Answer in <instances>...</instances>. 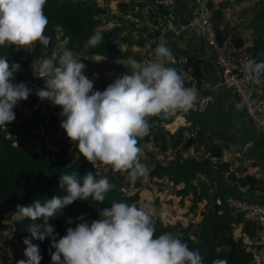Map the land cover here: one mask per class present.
<instances>
[{
    "label": "clouds",
    "instance_id": "9594fccd",
    "mask_svg": "<svg viewBox=\"0 0 264 264\" xmlns=\"http://www.w3.org/2000/svg\"><path fill=\"white\" fill-rule=\"evenodd\" d=\"M47 0H0V46L25 49L39 42L47 47L52 37L45 34L48 18L44 14ZM103 40L95 32L84 43V49L95 48ZM70 37L56 43L50 58L31 65L34 75L43 79L44 87L35 95L42 101L59 106L60 128L77 152L88 163L110 166L115 172L127 173L131 182L148 174L141 163L139 138L149 133V117L173 116L192 109L198 90L186 87L184 77L176 69L166 66L171 50L165 43L154 49V58L139 62L127 60V71L108 84L103 91L94 90V79L85 75L82 58L69 49ZM18 63H10L0 56V126L15 120L13 108L26 101L33 89L23 82L13 83ZM243 71L256 84L264 75V62L248 59ZM59 188L65 195L34 200L28 205H17V220L31 221L28 231L32 239H51L52 264H203L198 251L190 249L178 236L165 232L155 236V227L145 204L113 202L103 208L99 218L89 222L80 215L75 228L56 239L49 221L62 209L78 200L103 202L113 185L107 177L99 179L93 172L80 177L76 172L58 177ZM40 221V223H37ZM71 223V220H69ZM26 259L16 264H40L39 247L27 237L23 240ZM211 264H228L226 259H214Z\"/></svg>",
    "mask_w": 264,
    "mask_h": 264
},
{
    "label": "trees",
    "instance_id": "16d2710c",
    "mask_svg": "<svg viewBox=\"0 0 264 264\" xmlns=\"http://www.w3.org/2000/svg\"><path fill=\"white\" fill-rule=\"evenodd\" d=\"M110 1L115 0H102V3L97 0H47L44 6V14L48 18L45 34L52 37L47 47L41 46L39 42L26 51L16 49L14 46H0V56H6L10 63L20 65V70L14 74L13 83L27 78L30 73L27 65L29 62L50 58L56 43L64 37H70L67 47L73 50L78 58L101 57L107 67L120 69L119 71L127 70L129 57L143 62L141 59L143 51L148 49L154 53L157 47L154 41L156 33L149 32L146 27L140 28L130 20V16L135 13V7L129 3L117 1L115 3L116 13L109 16L104 13L103 8ZM155 6L156 12L151 11L148 16L149 23L152 25H155L158 19L165 14L164 8ZM209 7L216 35L222 39L227 35L222 36L216 29L222 20L221 5L213 7L210 0ZM247 24L251 44L245 50L250 58H255L257 62H264V0H259L252 7ZM95 32L102 33V42L95 48L89 47L85 50L84 43ZM150 41L152 44L145 49V45ZM166 66L172 67L167 63ZM174 69L184 77V83H186L184 73H180L177 68ZM91 79L95 81L94 90L103 91L111 83L101 76ZM262 95H264V75L261 76V83L255 84L254 87V96L261 97ZM60 112L61 108L58 117H60ZM175 115L169 116L168 121L170 122ZM163 117V115L152 116L148 118V121ZM178 121L174 120L169 125L174 127L179 123ZM192 129L185 125H178L172 131L167 127H153L146 136L139 138L138 143L142 149L141 163L149 170L145 175L146 178L149 181L164 179L171 187L181 185L175 193L181 196L180 203L186 194L191 195L189 206L191 211L197 209V202L201 200L200 196L206 190L207 178L223 174L228 170V164L220 159L222 148L216 143L205 150L198 159L183 155L190 147L197 150L195 146L197 135L192 134ZM14 141L15 139L4 135L0 126V207H2L0 218H10L12 214L16 215L17 205H28L36 199L43 201L53 196L65 195V192L59 188L58 177L73 172L80 177L86 172H93L97 179L107 177L113 187L106 193V199L103 202H95L91 197L87 201L78 200L62 209L61 214L51 219L49 223L54 228L57 240L66 234L67 228H75L77 223L84 221L90 223L98 219L101 209L111 207L113 202L136 204L139 199L141 177L133 183L135 188L133 192H125L122 189L123 177L120 172H115L110 166H106L109 170L98 173L80 156L72 142L59 141V144L74 145L73 157H68L65 150L59 156L52 157L22 149L14 145ZM148 144L152 145L151 149L146 147ZM238 183L254 186L255 179L246 175L239 179ZM196 187H198L197 190ZM203 208L202 218L195 224L193 231L190 232L179 225H161L154 221L155 236L158 237L165 232L178 236L188 244L190 249L198 251L203 264H211L217 258L226 259L228 264H253L251 254L246 245L242 243L241 237L233 233L234 227L239 222L242 223V231L252 228V222L245 221L240 215L234 214L226 203L222 201L216 203L214 198L212 202L206 201ZM80 215L84 216V221L76 219ZM30 223L31 221L27 218L18 221L16 216L11 219L7 228L11 229L12 238L22 249L23 259H26L23 255L26 247L23 240L27 237L32 244L39 247L42 257L40 264H52L50 252H54L55 249L50 248L51 239L46 238L43 241L32 239L28 231Z\"/></svg>",
    "mask_w": 264,
    "mask_h": 264
},
{
    "label": "crops",
    "instance_id": "0c3cea01",
    "mask_svg": "<svg viewBox=\"0 0 264 264\" xmlns=\"http://www.w3.org/2000/svg\"><path fill=\"white\" fill-rule=\"evenodd\" d=\"M258 1L211 0L213 7L221 5L222 20L216 26L219 34L231 36L241 47H248L251 44V37L247 19L252 7ZM174 2L175 29L165 33L164 43L171 50V54L184 56L190 63V76L195 79L194 86L190 87L198 90L197 100L204 95H210L211 101L203 111L177 113L169 124L179 120L177 126L185 125L193 128L192 134L197 135L195 145L197 150L190 147L184 152V156L190 155L198 159L205 150L216 143L222 148L220 159L228 164L227 172L207 178L206 190L201 194V200L197 202V210L194 213L199 214L198 209L201 207L203 209L204 203L208 200L212 202L214 198L216 203L220 201L225 203V199L229 196L264 205V137L254 129L240 103L230 97L226 89L218 85L220 74L217 66L208 55L205 43L188 27L191 0H174ZM129 4L135 7V13L130 16V20L137 21L138 27H146L151 32L153 25L149 23L148 16L151 11L156 12L155 4L151 0H129ZM151 44L152 41L147 43L145 49ZM96 59L102 60L101 57ZM29 75L30 73L27 76ZM184 76L186 78L185 74ZM214 87L216 92L212 95L210 90ZM177 126L169 130L172 131ZM246 175L255 179L254 186L238 183V180ZM154 180L159 181V179ZM180 187L181 185H176L173 188ZM173 195L170 197L176 199V195L179 194L175 193V197ZM182 201L191 203V195L186 194ZM241 228L242 223L239 222L233 229L234 235L240 236L247 248L253 245L260 248L264 264V227L252 222V228L244 231Z\"/></svg>",
    "mask_w": 264,
    "mask_h": 264
},
{
    "label": "rangeland",
    "instance_id": "374dc122",
    "mask_svg": "<svg viewBox=\"0 0 264 264\" xmlns=\"http://www.w3.org/2000/svg\"><path fill=\"white\" fill-rule=\"evenodd\" d=\"M97 1L102 3V0ZM125 1L124 3H129V0ZM103 9L105 11L104 13L109 16L112 13H116L115 3H111V1ZM132 22L137 24L135 20ZM28 49L29 47L23 50L26 51ZM133 49H135V47H133ZM141 54L143 62L154 58V53H151L148 49ZM33 62L35 63L38 61ZM33 62L27 64L30 75L27 76L25 80L22 79V81L15 82L25 83L27 87L33 89V92L26 101H19L13 108L15 120L7 123L5 127L1 126V128L4 131V135L8 138L15 139L13 144L22 149L34 151L38 155L52 157L59 156L65 150L68 157H73L74 145L59 144V141L70 142L59 126L62 119L58 117L60 107L53 106L49 101H42L35 95V90L37 88L44 87V81L34 76L38 75V73L32 72L31 70ZM82 62L86 65L85 75L88 76L89 79L95 76H101L112 83L115 79L129 71L128 68L126 71H119L120 69L116 70L107 67V64H105L103 60H96L94 58H82ZM168 120V117L165 116L162 119L154 118V120L149 121L150 128L161 126L170 129L172 126L169 125L170 122ZM146 147H150L151 149L152 145L148 144ZM141 158L143 157L141 156ZM93 167L100 174L109 170L108 167L99 162ZM120 173L123 177L122 189L125 192H133L135 188L133 182L129 180L128 174ZM141 179L139 199L136 205L138 207H142L145 204L150 205L149 212L153 222H158L161 225H179L180 227L187 228L190 232L195 229V224L202 218L201 213H203L202 211H204V208H199L198 212L200 214H195L194 212L197 209L191 211L189 208L190 203H184V201L180 203L181 196L179 197V195H176V199L171 198L170 195L172 194H174L173 197H175V193L173 192H175L176 189L171 187L164 179L159 180L160 182L154 179L149 181L146 176L141 177ZM0 211H2V207H0ZM14 217H16L15 214H12L10 218H0V264H16L18 260L23 259L22 249L18 242L12 238L11 229L7 228L11 219Z\"/></svg>",
    "mask_w": 264,
    "mask_h": 264
},
{
    "label": "built area",
    "instance_id": "2783aa9c",
    "mask_svg": "<svg viewBox=\"0 0 264 264\" xmlns=\"http://www.w3.org/2000/svg\"><path fill=\"white\" fill-rule=\"evenodd\" d=\"M152 1L155 5L165 9V14L152 26V31L156 33L154 41L158 45L164 43L166 32L175 29L173 12L175 2L174 0ZM209 1L191 0L188 27L205 43L208 55L217 66L220 74L218 85L226 89L230 97L240 103L254 129L264 137V95L254 96L256 83L253 82L250 75L243 71V65L250 59V55L233 37L226 36L222 39L217 37L211 20ZM166 63L186 75V87L194 86L195 79L190 76L191 65L186 57L171 54ZM210 101L211 96L204 95L187 112L203 111ZM187 112L179 111L178 113ZM225 203L234 214L240 215L243 220L256 222L264 227V205L250 203L234 196L227 197ZM247 249L251 254L253 264H263L260 248L253 245Z\"/></svg>",
    "mask_w": 264,
    "mask_h": 264
},
{
    "label": "water",
    "instance_id": "95a60500",
    "mask_svg": "<svg viewBox=\"0 0 264 264\" xmlns=\"http://www.w3.org/2000/svg\"><path fill=\"white\" fill-rule=\"evenodd\" d=\"M215 92H216V87H214V88H212L211 90H210V93L213 95V94H215Z\"/></svg>",
    "mask_w": 264,
    "mask_h": 264
}]
</instances>
